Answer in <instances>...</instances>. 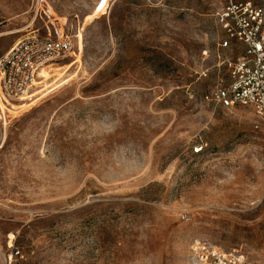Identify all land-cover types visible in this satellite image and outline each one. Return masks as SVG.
I'll return each instance as SVG.
<instances>
[{
	"label": "rangeland",
	"instance_id": "374dc122",
	"mask_svg": "<svg viewBox=\"0 0 264 264\" xmlns=\"http://www.w3.org/2000/svg\"><path fill=\"white\" fill-rule=\"evenodd\" d=\"M222 3L0 0V57L29 31L75 43L0 100V264L11 245L22 264H192L197 239L264 254V119L203 98L228 73Z\"/></svg>",
	"mask_w": 264,
	"mask_h": 264
},
{
	"label": "built area",
	"instance_id": "2783aa9c",
	"mask_svg": "<svg viewBox=\"0 0 264 264\" xmlns=\"http://www.w3.org/2000/svg\"><path fill=\"white\" fill-rule=\"evenodd\" d=\"M217 23L223 33L219 47L231 52L223 61L228 73L203 98L227 109L249 107L264 119V7L249 0H223ZM74 47L69 35L53 38L27 32L0 57V100L21 101L43 88L47 80L42 70L64 62ZM24 260L21 249L11 245L4 264ZM191 263L264 264V254L251 260L240 251L197 239L191 245Z\"/></svg>",
	"mask_w": 264,
	"mask_h": 264
},
{
	"label": "bare ground",
	"instance_id": "6f19581e",
	"mask_svg": "<svg viewBox=\"0 0 264 264\" xmlns=\"http://www.w3.org/2000/svg\"><path fill=\"white\" fill-rule=\"evenodd\" d=\"M49 67H50V66H49ZM46 68H48V67H46ZM46 68H44V69H46ZM44 69H43V70H44ZM43 70H42L41 74H42L43 76H45V75L43 74ZM23 99H24V98H23ZM23 99H22V100H23ZM3 102H4V101H3ZM5 103H6V102H5ZM7 104H10V105H11L12 102L9 101Z\"/></svg>",
	"mask_w": 264,
	"mask_h": 264
}]
</instances>
